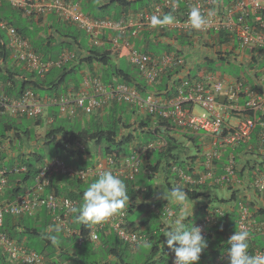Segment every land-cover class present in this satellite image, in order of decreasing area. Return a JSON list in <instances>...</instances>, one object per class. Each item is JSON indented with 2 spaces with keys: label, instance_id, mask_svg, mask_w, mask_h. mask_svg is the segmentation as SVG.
I'll return each mask as SVG.
<instances>
[{
  "label": "built area",
  "instance_id": "built-area-1",
  "mask_svg": "<svg viewBox=\"0 0 264 264\" xmlns=\"http://www.w3.org/2000/svg\"><path fill=\"white\" fill-rule=\"evenodd\" d=\"M3 0H0V4ZM15 9H21L24 15L42 16L54 14L64 21L74 24L78 29L90 36V41L98 45L108 42L114 53H122L136 68L147 86L145 93L134 85L121 82L112 78L110 82H103L98 73H85L77 89H69L66 93L57 95L36 96L32 90L26 89L19 96L11 97L0 93V115L11 117L25 116L36 117L50 106H56L61 115L68 118L80 115H90L104 111L113 103H125L137 112L152 113L161 116L170 122V135L179 140L190 142L184 134L197 136V145L201 147L204 160L190 161L194 168L198 163L202 169L197 178L186 174L182 168L172 165L177 176L184 183H204L212 180L218 184L226 182L235 193L236 204V229L230 233L227 240L236 231L247 230L250 233L249 242L253 236L264 235V219L257 220L255 212L264 207V163L259 166L253 163L247 150L238 154L229 152L224 165V176L214 177L213 161L220 159L225 149L248 143L253 134L256 135L257 144H264V0H160L148 8L138 10L119 19L93 18L84 13L77 2L72 0H6ZM198 8L206 23L199 29L192 27L189 14L192 8ZM172 16V23H161L153 26V18L164 20V16ZM0 28L8 36V47L13 59L22 62L31 71L40 75L44 74L51 66H59L74 58V53L63 52L57 61H43L31 47L29 41L18 35L16 29L5 20H0ZM150 29L157 32L175 29L178 33H190L194 37L208 36L210 33L224 32L229 39H187L191 42L181 44L176 39H163L169 43L167 50L153 52L143 49L135 44L133 38L139 37L142 30ZM105 35L107 39H100ZM146 47L150 42L161 39H138ZM202 47L211 54L210 58L221 56L224 59L239 60L245 70L239 77H229L217 70L199 67L192 72V64L201 65L200 62L189 60L187 49ZM172 75L163 91H171L169 97H163L155 85L166 72ZM175 82V83H174ZM199 107L202 112H197ZM158 125V124H156ZM156 125H153L155 127ZM260 126L259 133H255ZM160 129L166 126L159 125ZM183 139V140H182ZM14 134L0 138V150L6 151L7 156L0 164V251L4 257L14 264H48L42 253L28 248L23 241H18L2 230L5 214L13 217L31 215L44 209L51 220L66 233L72 234L74 229L68 225L70 209L77 206L76 199L58 196L48 188L52 178L65 176L71 179L86 181L89 178L99 177L104 171L125 178H133L140 169L146 153L153 150H163L167 144L162 135L155 140L144 143H132L128 154H106L104 158L96 159L94 164L79 167L67 163L59 156L45 158L39 163L33 175L32 182L21 193H15L12 198L3 199L9 187L8 172H26L28 167L17 160L10 161V156L16 157V152L11 149L14 143ZM65 146L72 151L86 153L85 141L75 139ZM196 151V150H195ZM258 152L264 155V149ZM78 154V153H76ZM189 153L188 155H193ZM237 158V159H236ZM249 160V163L247 161ZM263 161V160H260ZM9 164L6 165L5 163ZM246 162V163H245ZM252 164L254 176L237 178L235 171L238 167ZM260 167V168H259ZM259 168V171H256ZM250 169V170H252ZM256 201L258 206L250 208L247 203ZM150 210L161 215L162 228L168 224L176 212L169 204H164L161 211L155 204L150 205ZM234 210L233 207L231 211ZM223 205L214 206L211 211L203 214L195 227L202 229V235L207 237L213 234V227L218 221V216L224 217ZM111 231L120 241L131 248H135L141 237L147 238L139 229L128 227L125 208L120 214L108 218L99 224H90L88 238L98 240L101 230ZM79 233V231H76ZM78 238V242L83 241ZM228 243L221 253L212 254L202 264H224L229 258ZM253 256H264V248L252 243L248 249ZM175 253L170 256L169 262L175 264Z\"/></svg>",
  "mask_w": 264,
  "mask_h": 264
},
{
  "label": "trees",
  "instance_id": "trees-1",
  "mask_svg": "<svg viewBox=\"0 0 264 264\" xmlns=\"http://www.w3.org/2000/svg\"><path fill=\"white\" fill-rule=\"evenodd\" d=\"M72 1L80 4V0ZM90 1L91 0H89V2ZM95 1L97 2H95L93 7L95 13H91L89 11L84 13L90 15L93 18L119 19L138 10L148 8L151 4L158 3L160 0H107L103 2L101 0ZM4 2L5 0H3L0 4V20L7 21L16 29L19 36L29 41L32 49L37 54H39L43 61H57L60 55L65 51L73 52L75 56L73 59L64 62L59 66H51L44 74L40 75L34 71H31L29 68L23 65V63L12 58L10 49L8 47L7 33L4 29L0 28V93L3 92L5 95L11 97L19 96L26 89L32 90V92L36 96H39L36 90H48L50 91L49 94L51 95L66 93L71 88L75 90L79 87L83 74H96V68L99 69L98 76L103 82H110L112 78H118V80H120L121 82L123 81L128 84L134 85L141 91V93H145L147 86L143 80L138 81L136 78H132L128 72H126L120 66L116 65L110 50L105 49L104 47H102V45L91 43L92 41L90 42V36H88L84 31L78 29L75 25L73 28V25L70 22L64 21L66 23L65 31L61 32L58 29V31L61 33V39H55L52 35H48L46 33V36H39L38 34L41 31L37 28V24L41 22V16H35L31 14L24 15L26 18H22L20 17V15H23L24 13L21 11V9H15L11 7L8 1L7 3ZM134 2H138L139 6L134 7L132 5V3ZM167 16L169 15L166 14L163 18ZM30 26H34L33 30L30 29ZM81 34L85 35L88 38L87 43L81 41ZM167 34L170 37L173 36V39L178 40L181 44H191V42L187 39L193 38V34L187 32L181 33L180 36L175 32L173 33V35H171V32L170 35L169 33H166L165 35ZM226 34L227 33L224 32H217L210 33L208 36L215 37L216 39H229ZM99 38L107 39L105 35H100ZM155 45H160L164 50H167L170 47V45L162 44L160 42H156ZM152 51L156 52L154 50ZM123 55L124 52L116 53V57H121ZM216 60L222 61L225 59L219 55L216 58L205 56L203 58V64H209ZM206 68L209 70L214 69L210 65L206 66ZM172 73V71L166 72L158 81L157 85H155V87L159 91L163 92V97H169L173 92L172 89L171 91H163L166 88L167 82L170 79ZM75 75L80 79H75ZM232 76L239 77L240 74ZM122 104L124 103H113L112 106L107 109L106 115L102 117L101 120L97 117V115L92 114L91 116H89V119L85 120L86 126L81 127L77 130H69L62 124H59L55 127H49L45 131V141L43 144L52 143L55 149H59L60 151L71 157L75 155L76 151L68 149L65 146V143H69L75 139H79L85 142H92L94 144H97L98 146H102V143H104L103 148L105 155H120L125 151L127 144L130 143L132 145V143L136 141V138L138 136L136 134L137 131L144 137H147L144 140H141L142 142L153 141L158 135H162V137L167 142L165 148L163 150H153L147 152L142 160L139 171L142 170L146 178L150 180L154 178V176L161 169H166V171H169V168H171L172 165H177L182 168L186 174H190L192 175V177L197 178V176L199 175V171L202 169V166L200 163H198V168H194V166L190 162L195 161L196 159H198L199 162H202L204 160L203 156L198 154L201 153V147L197 145V136H188L187 134H184V136L188 140H190V142L195 143L196 146L195 154L191 156L186 155L188 153V147L185 146L183 141L170 135L169 132L171 130V124L168 120L152 113L138 114L136 113V110H134V108L129 104L125 106H123ZM9 117L10 116L6 114L0 115V138H5L11 132H13L16 139H20L22 135L28 137L30 134L29 129L25 128L23 130H20L18 126L15 125V123L9 121ZM18 118H22V116L17 117V119ZM40 121L41 118L37 116L35 119V124H38ZM133 125H135L133 129H130V126ZM153 125L156 126L153 127ZM159 125L166 126V129H160ZM259 129L260 126H257L255 133H259ZM256 139V135L253 134L251 136V140H249L248 143H241L239 144V146L225 149L222 157L213 161L214 177L216 178L224 176V165L226 163L227 155L229 152L238 154L241 151L247 150L249 146L250 148H253V150L249 153L256 156V163L258 160H263L258 161V165L261 166L264 163V155L260 154L258 152V149L260 147L264 149V144L258 145ZM77 153L82 155L81 151H77ZM25 155L26 154L22 152V149H19V152L15 158L10 156V161L17 160L20 164H24L28 167V170L26 172H8L9 187L6 191L7 195H9L10 198H12L15 193H21L23 189V187L21 186L22 183L26 184L31 182L37 166L40 162L43 161V156L36 151L30 154V156ZM5 156H7L6 151L0 150V164L1 160ZM153 156L156 157L154 158V160H152ZM31 158L33 160H31ZM189 159L190 161H188ZM253 167L254 166L251 165L247 168L242 166L239 169H236L235 176L237 178H242L244 174H246L250 179L254 176V172H252ZM259 168H257L256 171H259ZM133 179L134 178L122 179L125 181L128 187L129 199L131 197H134L135 195H142L145 199H149L152 195L155 194L156 190L153 184H147L143 188L132 182L131 180ZM63 182L67 184V186L58 184ZM212 182V180H206L204 183H185L182 186L178 185L175 187H181L185 189V192L189 197L188 201L195 200L201 196L207 198L205 199V203L197 205L198 210L202 212L203 216L204 213L211 211L212 207L214 206L211 204L213 201H215L216 205V202L221 203L226 200L223 197L219 198L216 195L210 196L208 193L210 187L218 189L223 184L224 188L229 190V187H227L228 183L226 182L222 181V183L220 184H215ZM82 183V181L77 179H71L65 176H55L52 178L48 191L53 190L54 193L58 196L76 199L79 202L80 200L83 201V193L86 191L81 188L80 185ZM171 188L174 187H172L168 183V189L170 190ZM232 199H235L234 192H232L228 200ZM153 203L158 207L159 211H161V207L166 204L164 200L160 199H155ZM256 203V201H250L247 203V205L250 208H254L256 206ZM150 205L151 204H147V208L149 211ZM142 206L143 204L137 205L134 203H129L125 206L128 227L132 229H139L149 221V219H146L135 223L134 221L128 219V214L131 213L134 208H141ZM76 207L78 208V205ZM171 207L175 211L179 210L178 205ZM233 209L234 210L232 211V216L235 213L236 217L235 207H233ZM255 215L264 216V207L258 209L255 212ZM29 216H34L35 220H33V222L26 221V217ZM189 217L190 215L184 220L189 219ZM217 218L218 221L213 227V234L205 237V239L207 240V247L201 253L199 259L201 261L208 259V257H210L212 254L223 252L227 247V238L229 237L230 233H227L228 224L226 221V217L218 216ZM40 219L43 221V226L45 228L49 225L54 226L49 231V235H45L43 238L45 241L43 249L45 247H49V252H47L48 254L46 256L43 254L47 259L48 264H111L110 261H84V259L77 256L76 251L70 252L68 250H63L61 248L51 246L53 242L50 237L53 236V234H55L56 232H59L60 234L71 238L77 237V239L82 236L84 239L81 243H78L79 245L85 241H91L87 237L91 222L83 224L81 221H78L76 219V214L72 212L69 214V219L71 220L69 222V226L75 230V232H73L72 234H68L63 229L57 228L56 225H54L55 223L51 220L50 216L44 209H40L35 214L22 215L18 217H13L9 214H5L1 229L6 231L11 237L16 238L18 241H23L28 248L33 249L28 244H26L25 240L27 237L41 235L42 232L35 225V222L39 221ZM262 219H264V217ZM199 220L200 218L196 220L192 225L195 226L196 222ZM75 225L78 226L76 227ZM159 226H161L162 228V225ZM161 228L146 232V240L151 243L149 249L150 254L142 264H165L169 262L170 256L174 253V251L168 247L167 240L164 236V231L161 230ZM167 229L169 230L170 227L168 226ZM76 231H79V233H76ZM219 237H222V239L220 240ZM254 237L255 236H253L252 241L249 242V247L252 243H254L257 246L264 248V242L257 243L254 240ZM100 239L103 241L104 245H107L106 247H108L109 255H111L115 259L114 264H135L132 263V260L128 255L133 253L132 251H134L136 247H129L127 244L120 241L115 233L106 231V229L101 230L98 233V240ZM0 256L2 258L4 257L2 253L0 254ZM5 264L13 263L7 260Z\"/></svg>",
  "mask_w": 264,
  "mask_h": 264
},
{
  "label": "rangeland",
  "instance_id": "rangeland-1",
  "mask_svg": "<svg viewBox=\"0 0 264 264\" xmlns=\"http://www.w3.org/2000/svg\"><path fill=\"white\" fill-rule=\"evenodd\" d=\"M227 1V0H226ZM95 0H91L89 2V0H80V9L83 12H91V13H95L94 11V4H95ZM103 2V1H102ZM4 3H7V1L5 0ZM97 3V2H96ZM132 5L134 7L139 6L138 2H134L132 3ZM74 28V26H72ZM81 41L87 43L88 42V38L85 35H80ZM135 44L136 46H140L143 49L147 48L148 50L152 51H160L163 50V47H161L160 45H155V43H150L148 47L144 46L142 44L141 41L135 40ZM205 48L204 50H202L200 47H195L194 52H190L191 55L196 56V58H198L196 61L197 62H202L203 61V56L205 55ZM114 62L116 63V65L120 66L122 69H124L126 72H128L132 78H136L138 81H142V77L140 76V74L138 73V71L136 70V68L128 61V58L126 55H123L121 57H116ZM210 65L212 68H214L215 70H217L218 72L222 73L223 75H228V76H232V75H237L240 74L242 71L245 70V66L243 65V63L239 62V60H235L232 57L226 60H222V61H214L212 63L209 64H201V65H196V64H192V72H195L199 67H206ZM75 79L79 80L80 78L76 77L75 75ZM36 92L40 95H43L45 92L50 93V91L48 90H36ZM123 106L127 105L126 102L124 104H122ZM51 110H53V112L56 114L57 116V120L56 122H54L53 124H49L47 122V113L48 110H45L44 113L40 116L41 121L38 124H35V119L36 117H22V118H15V117H9V121L15 123V125L18 126V128L20 130H23L25 128L29 129V136L26 137L24 135L21 136L20 139H17V143L15 144V148L18 149H22L25 151L27 149V147H30L31 145H33V149H35V151L39 154H41L43 156V160L45 158H49L51 156H59L61 158H63L67 163L69 164H74L76 166L79 167H85V166H90L92 164H94L96 159H100V158H104L106 155L104 154V143H102V146H98L97 144H94L92 142H85V146H86V154L85 156L78 154V155H74V156H68L66 155L64 152L60 151L59 149H55L53 147L52 143H47V144H42L41 140L43 139L44 135H45V131L53 126H57L59 124H62L65 128L69 129V130H77L79 128H81V124H79L78 121H73L71 122L70 120H65V118H62L59 114L58 108L56 106H52L50 108ZM195 110L197 112H202V110L199 107H196ZM99 112V111H98ZM105 111H100V115L101 114H105ZM138 114H142V112H137ZM106 115V114H105ZM103 116V115H102ZM138 117V115H137ZM106 118V117H105ZM106 120V119H105ZM135 125L130 126V129H133ZM136 134L138 135V137L140 139H145L147 137H144L143 135H141L138 131L136 132ZM183 140V139H182ZM185 141V140H183ZM185 144L186 141H185ZM26 147V148H25ZM125 147V146H124ZM131 147L132 145L129 143L127 144V147L125 148V151L123 152L124 154H128L131 151ZM190 149L192 150V152L195 151V147L193 145H190ZM191 153V152H190ZM154 158H156L155 156L152 157V160H154ZM237 159V158H236ZM31 160H33L31 158ZM6 165H8L9 163L6 162ZM166 175H176V171H173L171 168H169V171H166L164 169H161L158 173L157 176H165ZM96 179H98V177L95 178H89L88 180L84 181L80 186L83 190H87V188L89 187V185L94 182ZM132 182H134L136 185L140 186V187H145L147 184H154V178L148 180L144 174V172L142 170H140L134 177L133 180H131ZM130 181V182H131ZM211 191L213 192L215 189L214 187H210ZM167 189L165 188L161 194H158L155 192L154 195H152L149 199H145L143 198V201L139 202V204H143V206L141 208H134V210L128 214V219L134 221L135 223H138L142 220H146L149 219V221L147 223H145L142 226V230L145 232L144 234H146V232L152 231L153 229H159L161 228V222L163 221V219H161V215L157 214L156 212L153 211H149L147 208V204H149L150 202H153L156 198H164L165 199V203L169 204L170 206H175L178 205V203L174 204L173 200H167L165 197V193H167ZM215 192L217 194H219V196L221 195L219 190H215ZM228 192L225 191L223 195H226ZM205 197H198L195 200L189 201L190 202V206H191V210H190V217L187 220H184L183 223L186 227H190L192 224H194V222L196 220H198L199 218L202 217V212H200L197 208L198 204H202L205 201ZM82 200H80L78 202V207L82 204ZM137 204V205H139ZM212 205H215V201H213L211 203ZM217 204V202H216ZM236 204L233 201H228L227 204L224 206L225 208V213L228 216V218H226L228 227H227V233H231L236 229V217H235V213L232 216V211L231 208L235 207ZM193 208V210H192ZM179 211L176 210V215L170 220L168 221L166 224V227H164V236L166 234V232L168 231L167 229V225L170 226V222L174 221L177 217H179ZM235 217V218H234ZM264 216H257V220H261ZM33 220H35L34 216H29L26 217V221L28 222H33ZM36 227L39 228V230L42 232L41 235L39 236H32V237H27L25 242L26 244H28L30 247H32L33 249H35L37 252H41L42 254H44L45 256L48 254L47 252H49V247H45L43 249V245L45 244L44 241V236L45 235H49V231L54 227L53 225H49L48 227H44L43 226V221L40 219L39 221L35 222ZM76 227L78 225H75ZM57 227V226H56ZM60 230V229H58ZM53 236L57 237V241L56 243H53L51 246L57 247V248H61L63 250H68L70 252L76 251L77 256L84 259V261H98V262H103V261H110L111 264H114L115 259L109 255L108 253V247H106L107 245L103 244V241L100 239L98 241H85L82 244H78V239L77 237H67L63 234H60L59 232H56L55 234H53ZM166 240L167 237L165 236ZM219 239L221 240L222 237H219ZM224 239V237H223ZM254 240L257 243L260 242H264V236L259 235V236H255ZM150 242H148L145 237H141L140 241L138 242L136 249L134 251H132L133 253L129 254L128 256L131 258L132 263H138V264H142L145 262L146 258L148 257L149 253V249H150ZM178 246V245H177ZM172 250V249H171ZM5 260V261H3ZM5 262H7V259L5 257H1L0 256V264H5ZM196 264H202V261L199 260L196 262ZM224 264H230V258H228Z\"/></svg>",
  "mask_w": 264,
  "mask_h": 264
},
{
  "label": "clouds",
  "instance_id": "clouds-1",
  "mask_svg": "<svg viewBox=\"0 0 264 264\" xmlns=\"http://www.w3.org/2000/svg\"><path fill=\"white\" fill-rule=\"evenodd\" d=\"M173 19L174 18L172 16H167L164 18V20H160V19L154 17L153 18V26H155L157 24H161V23H169L170 24L173 22ZM189 19H190V23H191L192 27L195 29L201 28L206 23V21H205L204 17L202 16L200 10L198 8H195V7L192 8V10L189 14ZM72 25H74V24H72ZM170 30L171 29L165 30V31H170ZM165 31H161V32H165ZM156 42H160L162 44L169 45L168 42L165 43L161 40L155 41V42H150V43H156ZM106 43H108V42H106ZM200 48L202 50H204V48H202V47H200ZM208 54H210V53L208 52V50H206L203 58L205 56H209ZM189 60H190V58H189ZM195 62H197V61H195ZM201 64H203V61ZM229 77H233V76H229ZM47 108H49V107H47ZM44 111H43V113H44ZM98 113L99 112H96L93 114L97 115ZM136 113H137V111H136ZM41 115H38V116L40 117ZM91 115L92 114L80 115V116L73 117V118H68L65 115H61V116H63L66 119L72 120L74 118H80L81 119V116L82 117H84V116L89 117ZM18 117H21V116H18ZM22 117H25V116H22ZM15 118H17V117H15ZM52 121H53L52 117H47L48 123H51ZM11 133H13V132H11ZM14 139L16 142L17 139H16L15 135H14ZM183 143L185 144V141H183ZM185 146L188 147V153L186 155H188L190 152L193 153L192 150L190 149V145L185 144ZM13 147H15V144L11 143V149L12 150H13ZM15 152L17 155L18 152L17 151H15ZM23 152L26 154V150L25 151L23 150ZM28 154H26L25 156H28ZM76 155H78V154H76ZM248 157L252 158L251 162L256 163V156L255 155H249ZM258 161H260V160H258ZM258 161H257V164H258ZM247 163H249V160L247 161ZM252 166H254V165L252 164ZM244 167L246 168V166H244ZM239 168L240 167H238V169ZM245 176H247V175L244 174L243 177H245ZM82 182H84V181H82ZM227 187H229V186H227ZM230 189H231L230 187H229V190L226 189L227 192L230 191ZM231 194L232 193L230 191L228 196L226 198H224L226 200L224 202H221V203L218 202L216 205L223 204V206H225L228 201H233V200H228ZM165 197L167 200H173V201L177 202L179 205H181L182 208H183V205L189 199L187 193L185 192V189L181 188V187L171 188L167 193H165ZM128 203H129V191H128V187H127L125 181L122 180L119 176L113 174L112 171H104L102 174L99 175L98 179H96L94 182H92L89 185V187L87 188V190L83 193L82 204L78 208L77 207L71 208L70 211L72 213H75L76 219L78 221H81L83 224H87L89 222H91L93 224H99V223L105 222L108 218L113 217L114 215L120 214V211L122 209H124ZM151 204H154V203L152 202ZM256 204L258 206V203H256ZM77 205H78V203H77ZM259 206H261V205H259ZM258 207L256 210H258ZM213 208H214V206L212 207V209ZM192 210H193V208H192ZM186 215H187L186 211H182L181 215L179 217H177L174 221L170 222V229L165 234V236L167 237L168 247L170 249H172L175 253V257H176L175 264H196V262L199 261V259H200L201 253L207 247V240L205 239L204 235H202V229L200 227H195L192 225L189 228V227H186L184 225L183 221L186 218ZM225 217L228 218L227 215H225ZM70 221L71 220L69 219L68 225H69ZM54 225H56V224H54ZM57 228H59V227L57 226ZM139 230L142 233H144V231L142 230V227H140ZM161 230L164 231L163 228H161ZM249 238H250V233L247 230L236 231L235 234H233L230 237V239L228 241V243L231 245L230 249L228 250V256L230 258V264H264V256H253L249 253V251H248V249H249ZM50 239L52 240L53 243H56V241H57L56 236H51Z\"/></svg>",
  "mask_w": 264,
  "mask_h": 264
},
{
  "label": "crops",
  "instance_id": "crops-1",
  "mask_svg": "<svg viewBox=\"0 0 264 264\" xmlns=\"http://www.w3.org/2000/svg\"><path fill=\"white\" fill-rule=\"evenodd\" d=\"M101 1H107V0H101ZM20 15V14H19ZM20 17H22V18H26L25 16H24V14L23 15H20ZM41 22H39L38 24H37V28L38 29H40V33L38 34L39 36H46V34H48V35H52L55 39H61L62 37H61V33L59 32V31H61V32H64L65 31V29H66V23L64 22V20H62V19H60L59 17H57L56 15H54V14H47V15H42L41 17ZM32 25V24H31ZM74 26V25H73ZM33 27L34 26H30V29L31 30H33ZM58 29H59V31H58ZM175 29H171L170 31H165V32H157L156 30H150V29H145V30H142V31H140V33H139V37H137V38H133V39H136V40H138V39H161V41H164L163 39H173V36H168V34L167 35H165L166 33H169V35H170V32H171V35H173V33L175 32V33H177V35H179L180 36V34L181 33H178L176 30L174 31ZM46 33V34H45ZM191 39H216L215 37H209V36H206V35H201V36H199V37H194V38H191ZM139 41V40H138ZM91 42V41H90ZM91 43H94V44H96L95 42H91ZM102 47H104L105 49H107V50H110L111 51V55H112V57H113V60H115V58H116V53H114L112 50H111V46H110V44L109 43H105V44H103L102 45ZM188 51H187V54H188V57L190 58V60H191V62L193 63H195V61L198 59V58H196V56H194V55H191V53L190 52H194V50L195 49H192V48H188L187 49ZM97 69V73L99 74V69L98 68H96ZM40 95V94H39ZM46 95H51V94H49V93H47V92H45L43 95H40L41 97H43V96H46ZM46 110H48V115H47V117H52V122L51 123H49V124H53L54 122H56V120H57V116H56V114L53 112V110H51L50 108H46ZM107 113V109H106V112H105V114ZM105 114H101L100 115V113H98L97 114V117L98 118H100V120L102 119V117H104L105 116ZM95 115V114H94ZM103 115V116H102ZM61 116V115H60ZM62 118H64L63 116H61ZM87 119H89V117H87V116H84V117H82L81 116V119L80 118H74V119H72V120H70L71 122H73V121H78L79 122V124H81V127H84V126H86V121L85 120H87ZM65 120H69V119H66L65 118ZM141 140H143V139H140V138H138V136H137V138H136V141H134V142H136V143H144V142H142ZM44 141H45V139H44V137H43V139L41 140V143L43 144L44 143ZM17 143V140H16V142H14V144H16ZM33 145H31L30 147H27V149H26V154H28L29 156H30V154H32L34 151H35V149H33V147H32ZM26 148V147H25ZM13 150L14 151H17V152H19V149L18 148H15V147H13ZM83 156H85V155H83ZM166 170V169H165ZM135 177V176H134ZM133 177V178H134ZM121 179H123L122 177H120ZM31 182H32V180H31ZM31 182L30 183H26V184H21V186L23 187V189L25 188V187H27V186H29L30 184H31ZM168 183H169V185H171L172 187H175V186H178V185H180V186H182L183 184H185L184 182H183V180L181 179V178H179L178 176H177V174L176 175H166V173H165V176H157V174L154 176V187H155V190H156V193H158V194H161L162 193V191L166 188L167 189V191H169V189H168ZM58 184H63V185H66L67 186V184H65L64 182L63 183H58ZM136 187H138V186H136ZM22 189V190H23ZM215 189V188H214ZM7 190V189H6ZM215 190H219L220 191V193H221V195L219 196V194H217L216 192H215ZM213 192L211 191V189H209L208 190V193H209V195L210 196H213V195H216L217 197H223V198H226L227 196H228V194L230 193V191H228V193L226 194V195H223L224 194V192L225 191H227L225 188H224V185L222 184L221 185V187L220 188H218V189H215ZM8 198H10V196L9 195H7V191L4 193V196H3V199H8ZM143 196L142 195H135L134 197H131L130 199H129V203H134V204H139V202H141V201H143ZM156 199H159V198H156ZM207 199V198H206ZM160 200H164L165 201V199L164 198H160ZM206 201V200H205ZM205 201H204V203H205ZM154 202V201H153ZM128 203V204H129ZM152 202H150L149 204H151ZM173 203L174 204H176L177 202H175V201H173ZM190 204V202L189 201H187L184 205H183V208L181 207V205H179L178 204V206H179V216L181 215V212L182 211H186V213H187V215H186V217H188L191 213H190V210H191V206L189 205ZM203 204V203H202ZM221 205H223V204H221ZM215 206V205H214ZM177 214V213H176ZM169 225H167V227H168ZM166 227V226H165ZM170 227V226H169ZM2 252L0 251V254H1ZM9 261V260H8ZM14 264V263H13Z\"/></svg>",
  "mask_w": 264,
  "mask_h": 264
}]
</instances>
